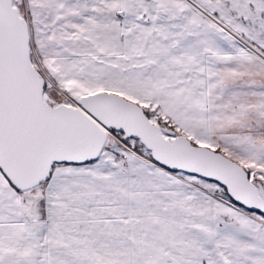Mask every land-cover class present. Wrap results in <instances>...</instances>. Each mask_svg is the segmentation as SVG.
Listing matches in <instances>:
<instances>
[{"label":"snow or ice","instance_id":"1","mask_svg":"<svg viewBox=\"0 0 264 264\" xmlns=\"http://www.w3.org/2000/svg\"><path fill=\"white\" fill-rule=\"evenodd\" d=\"M0 264H264V0H0Z\"/></svg>","mask_w":264,"mask_h":264}]
</instances>
